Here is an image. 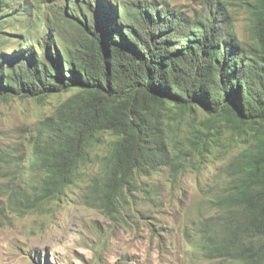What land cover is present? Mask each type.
<instances>
[{
	"label": "rangeland",
	"instance_id": "rangeland-1",
	"mask_svg": "<svg viewBox=\"0 0 264 264\" xmlns=\"http://www.w3.org/2000/svg\"><path fill=\"white\" fill-rule=\"evenodd\" d=\"M157 13L189 28L213 19L256 47L242 0H0L1 73L41 58L46 46L75 51L85 30L131 31L135 15ZM80 93L0 96V264H248L218 197L225 167L254 141L252 126L165 103L152 116L156 155L123 184L109 180L119 135L97 125L86 161L54 193L34 151L51 131L74 132Z\"/></svg>",
	"mask_w": 264,
	"mask_h": 264
},
{
	"label": "trees",
	"instance_id": "trees-1",
	"mask_svg": "<svg viewBox=\"0 0 264 264\" xmlns=\"http://www.w3.org/2000/svg\"><path fill=\"white\" fill-rule=\"evenodd\" d=\"M242 1L256 47L242 45L230 28L210 18L189 28L161 13L138 14L131 31L104 23L85 30L86 39L75 51L54 44L25 67L7 75L0 69V96L81 92L74 132L51 131L34 151V161L47 173L46 188L56 193L72 182L86 161L84 143L95 126L119 135L108 156L109 180L124 184L146 166L148 155H156L151 145L159 134L152 116L161 105L203 108L253 128V143L224 169L228 183L218 206L240 257L248 264L263 263L264 0Z\"/></svg>",
	"mask_w": 264,
	"mask_h": 264
}]
</instances>
